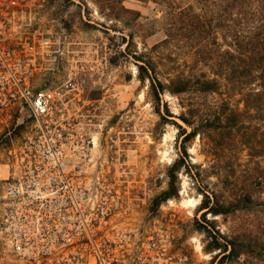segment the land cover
I'll return each instance as SVG.
<instances>
[{
	"label": "rangeland",
	"instance_id": "obj_1",
	"mask_svg": "<svg viewBox=\"0 0 264 264\" xmlns=\"http://www.w3.org/2000/svg\"><path fill=\"white\" fill-rule=\"evenodd\" d=\"M214 1L18 0L16 5L9 40L40 39L33 83L53 88L58 98V121L48 133L71 152L85 151L90 205L103 207V255L109 260L118 256V264H216L218 251H205V227L221 242L235 234L252 242L250 253L221 264H264V206L206 218L199 210L203 192L225 191L218 172L233 170L239 181L247 177L253 163L242 144L217 159L206 137L196 136L186 144L191 166L179 172V195L158 199L168 187V167L182 153V131L174 122L190 130L177 117L185 96L165 91L163 118L149 95V82L138 77L141 62L135 56L151 57L163 81L179 72L213 76L218 72L213 54L203 59L200 46L208 44L223 58L232 40L231 19L237 28L244 27L243 14L230 16L224 0ZM192 12L212 17L218 23L214 32L199 36L192 31L187 24ZM2 118L0 178L7 176L9 151L36 133L19 106ZM53 257L43 264H58ZM83 260L95 262L94 255ZM36 262L0 244V264Z\"/></svg>",
	"mask_w": 264,
	"mask_h": 264
},
{
	"label": "built area",
	"instance_id": "obj_2",
	"mask_svg": "<svg viewBox=\"0 0 264 264\" xmlns=\"http://www.w3.org/2000/svg\"><path fill=\"white\" fill-rule=\"evenodd\" d=\"M17 4L0 0V121L4 112L19 106L36 133L9 151L7 176L0 178V244L35 264L53 261L50 251L65 246V254H56L58 264H84L92 255L94 264H118V256L109 260L103 255V207L90 205L85 151L71 152L48 133L58 121V98L53 88L33 83L40 39L9 40ZM53 38L51 31L48 46Z\"/></svg>",
	"mask_w": 264,
	"mask_h": 264
},
{
	"label": "trees",
	"instance_id": "obj_3",
	"mask_svg": "<svg viewBox=\"0 0 264 264\" xmlns=\"http://www.w3.org/2000/svg\"><path fill=\"white\" fill-rule=\"evenodd\" d=\"M224 1L230 16L235 13L244 15V27L237 28L236 21L231 19L232 40L223 58L219 50L210 48L208 44L200 46L198 53L203 59L213 54L211 58L218 71L213 76L205 72H179L163 81L158 77L157 64L151 57L135 56L141 62L137 64L138 77L142 82H149V95L157 103V111L163 118L161 95L167 91L185 96L181 99L183 110L177 117L190 130L174 122L182 131V153L168 167V187L158 199L165 201L179 195V172L191 166L185 159L186 144L196 136L206 137L217 159L237 144H242L252 159L253 165L247 169L248 175L243 181H239L233 170L231 173L218 172L225 191L213 192L212 196L202 193L199 210L203 211L205 218L209 213L225 215L264 206L261 198L264 191V0ZM210 4H215V1L211 0ZM187 24L199 36L203 32L213 33L218 26L212 17L193 12L188 14ZM236 95H239V100H234ZM204 231L209 238L205 251H218L213 263L221 264L228 258L233 262L253 249L251 240H241L240 234L221 242L208 228L205 227Z\"/></svg>",
	"mask_w": 264,
	"mask_h": 264
},
{
	"label": "flooded vegetation",
	"instance_id": "obj_4",
	"mask_svg": "<svg viewBox=\"0 0 264 264\" xmlns=\"http://www.w3.org/2000/svg\"><path fill=\"white\" fill-rule=\"evenodd\" d=\"M83 164H84V166L86 167V161H85V159L83 158ZM84 167V173L86 172V168ZM84 178L86 179V176L84 175ZM66 251H67V248H66V246L64 247V248H57V249H52L51 251H50V253L51 254H54V255H56V254H61V253H63V254H65L66 253ZM54 258H52V260H53ZM65 260H66V258H65ZM56 264V263H55Z\"/></svg>",
	"mask_w": 264,
	"mask_h": 264
}]
</instances>
